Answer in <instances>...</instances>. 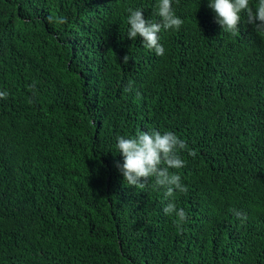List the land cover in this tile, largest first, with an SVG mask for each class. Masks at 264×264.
<instances>
[{"label":"trees","instance_id":"trees-1","mask_svg":"<svg viewBox=\"0 0 264 264\" xmlns=\"http://www.w3.org/2000/svg\"><path fill=\"white\" fill-rule=\"evenodd\" d=\"M158 2L0 0V264H264V31L173 0L157 56L127 9ZM153 129L186 142L187 193L124 181L117 136Z\"/></svg>","mask_w":264,"mask_h":264},{"label":"clouds","instance_id":"clouds-1","mask_svg":"<svg viewBox=\"0 0 264 264\" xmlns=\"http://www.w3.org/2000/svg\"><path fill=\"white\" fill-rule=\"evenodd\" d=\"M173 0H159L156 14L160 22H152L145 18L144 12L139 8H128L127 23L130 26L127 36L133 41L142 38L143 46L154 50L157 56L164 55L165 49L159 42L158 33L161 30H179L183 20L176 16L173 10ZM209 7L216 13L217 23L223 31L235 35L239 31L241 14L245 13L247 23L255 26L258 31H264V0H259L255 10L250 7V0H210ZM49 24H65L66 17L49 15ZM128 55L123 57V64H128ZM34 87V85L32 86ZM129 83L126 91H131ZM6 91L0 92V98L7 99ZM116 147L124 157L122 165L117 164L127 185L135 188H144L151 181L156 188L163 189L165 197L170 198L179 193H187L188 187L182 183V178L171 169H181L185 160L181 152L187 149V144L172 131L160 132L158 130L139 131L135 137L117 136ZM190 155L195 156L191 151ZM234 214L243 220L246 215L237 210ZM164 213L168 216L175 215L174 223L182 230L187 216L184 209H177L173 202H169Z\"/></svg>","mask_w":264,"mask_h":264}]
</instances>
